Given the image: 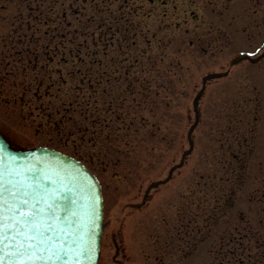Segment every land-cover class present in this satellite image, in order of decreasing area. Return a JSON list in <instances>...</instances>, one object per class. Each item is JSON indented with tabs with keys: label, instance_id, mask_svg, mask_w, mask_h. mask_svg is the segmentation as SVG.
I'll return each mask as SVG.
<instances>
[{
	"label": "rangeland",
	"instance_id": "rangeland-1",
	"mask_svg": "<svg viewBox=\"0 0 264 264\" xmlns=\"http://www.w3.org/2000/svg\"><path fill=\"white\" fill-rule=\"evenodd\" d=\"M97 43L102 45L98 47ZM1 44L0 123L17 134L19 139L12 146L58 149L81 159L100 178L107 227L99 264H119L113 262L111 241L116 232L121 234L120 243L127 253V261L122 264H147L142 256V226L148 211L152 235L174 231V223L178 224L174 219H169L170 223L155 222L161 215L157 203L169 195V186L161 188L144 209L130 208L141 202L145 187L141 185L145 176L142 163L133 162V166L130 157L138 155L142 159L145 120L148 124L156 121L151 112L159 110L160 102L175 112L179 93L182 127L185 125L201 79L210 73L227 71L223 79L207 86L200 103L202 120L194 156L199 190L185 196L188 202L182 200L181 238H210L200 245V250L206 251L220 239L249 241L259 234L264 238L263 51L259 57L230 65L239 53L263 50L264 0H0ZM13 45L15 49L9 51L7 48ZM102 46L107 51L100 56ZM146 49L155 57L149 71L143 64ZM17 50L22 57L31 51V57L35 54L40 64L48 66L52 75L46 81L52 87L48 94L42 89L45 96L34 93L38 82L32 84V78L13 72L20 63ZM51 58L55 60L48 65ZM256 58L257 62L251 61ZM129 65L133 72L142 71L134 76L140 77L138 85L146 87L139 94L135 89L132 96L124 72ZM43 69L28 74L45 75ZM101 74L103 84L96 94V80ZM110 76L116 102L128 113V97L134 110L117 117L108 114L104 105L103 119L112 128L105 122L94 123L99 118L97 98L109 104L105 99L110 96L105 98L104 90L110 91ZM143 76L148 83H141L145 81ZM142 96L146 103L137 104ZM255 111L257 125L256 115H249ZM133 118L134 125L129 129ZM239 139L240 144H235ZM129 170L138 171L137 177H131ZM191 197L197 207L188 205ZM260 210L263 224L258 225ZM172 212L175 209H166L167 214ZM192 214L196 218H189ZM132 226L136 233H132ZM155 240L151 239L149 264H158Z\"/></svg>",
	"mask_w": 264,
	"mask_h": 264
},
{
	"label": "flooded vegetation",
	"instance_id": "flooded-vegetation-1",
	"mask_svg": "<svg viewBox=\"0 0 264 264\" xmlns=\"http://www.w3.org/2000/svg\"><path fill=\"white\" fill-rule=\"evenodd\" d=\"M154 1V0H151ZM4 44H1V47ZM102 43L98 44V47H100ZM65 47V45H63ZM111 46V45H108ZM113 46V45H112ZM264 44H262L263 48ZM9 51L13 47L10 46L7 48ZM101 51L98 53L100 56L104 54V52L107 51V48L105 46H102ZM264 50V48H263ZM18 51V50H17ZM20 51L18 53V60H19V66L13 67V72L20 71L21 73H24L25 76L32 78V84L38 82L37 90L34 92L36 96H45V94H48L49 89L51 88V85H45L44 81L42 79H39L38 74L36 75H30L27 74L28 71L32 69H36V64H31V61H34L35 59H26L22 62L23 58L20 56ZM129 55H132L134 58V55L130 53ZM264 57V51L261 55V58ZM154 56L150 53L149 49L145 50V58L143 60V64L146 66V69L149 71V66L154 65ZM264 59V58H263ZM101 61V60H100ZM113 64H117V60L112 61ZM138 63H142L141 59L137 60ZM98 67H101V64L97 65ZM42 68L44 65L41 66ZM124 72H127V91L129 96L135 95V89H138L137 94H139L140 89H145L146 87H143L141 85H138L140 83L139 76H134L142 74V71H132V69L127 67V69L124 70ZM43 77L46 79L48 75H43ZM138 77V78H137ZM112 76L107 78V84L110 85V91L105 88V92H107V96L105 98H108L110 96V99L108 100L109 104L102 103L103 101L100 99V97L96 100V106L97 108L95 110L99 111V118H97L94 123L96 122L97 125L101 123H107L106 119H103V106L106 105V112L108 114H111V116H117L119 113L125 114V110L122 104H118L116 102L117 96L113 95L114 87L112 84ZM131 78V79H129ZM145 81H141L148 83L145 76H143ZM138 79V81H136ZM102 74L97 76L96 80V91L95 93L98 94V87H102ZM180 87V86H179ZM41 88H45V94H42L40 92ZM149 89H151L150 86H148ZM181 88H179L180 91ZM39 90V91H38ZM23 94H26L27 91L25 89L22 90ZM176 93V92H175ZM179 97L177 99V106L175 107V112L171 110V108L167 107L166 105L163 106V104L160 102L161 107L157 112H151L152 116L156 118V121L148 124V122H144V136H143V156L142 159L138 155H132L130 157L131 164L133 162L137 163L140 162V165L142 163L143 166V173L144 177L141 182V185H145L144 192H146V188L151 184L152 181L155 180H161L166 178L168 173L170 172L171 168L176 166V163L178 164L182 160L183 152L186 150L184 148V134L183 130L185 127L190 128V122H191V112L187 113V121L189 123L185 124L182 127L181 123V101L179 98L181 97V94H177ZM114 98V99H113ZM141 101L137 102V104H144L146 103V98L142 96ZM124 101V98L121 99ZM117 103V104H115ZM125 103H127V110L128 113L131 114L134 112V110L131 107V102L128 100V97L126 98ZM133 103V100H132ZM117 121V118H115L114 121H112V124ZM135 119H131L128 123V128L131 129L134 125ZM96 125V126H97ZM108 127H111V123H107ZM116 130V129H115ZM195 135V132L194 134ZM196 152V147L194 145V149L191 152L190 156H187L184 160V164L180 169H177L172 172L171 178L167 183L164 185L154 189L151 193V195L147 198L146 204L141 208L144 209L149 203H151L157 192L160 191L161 188L165 189V187L169 186L170 193L168 196H162V198L157 203L160 207L161 215L157 218L155 216V222L156 223H170L169 219L176 220V223H174V231L169 232H163L158 233L155 235H152L150 232L151 225L150 220L151 218V212H147L143 217V226H142V236L144 238V246L142 249V256L144 257V260L147 264H149V259L151 258V239L155 238V248L157 249L158 253V264H264V238H260V234L257 238H251V240L248 241L249 238H227L224 239L221 244L218 245V247H212L209 251L206 250H200V245L202 246L205 241L201 240L199 241V238H181V225H182V206L184 207V204H182L183 200V194L185 192V195H192L196 194L199 189V182H198V171H197V162L194 159ZM141 159V160H140ZM130 164V169H131ZM135 166V164H132ZM186 170V172L183 174V172ZM138 171L134 172L133 170H129V175L131 177H137ZM151 173L153 175H151ZM151 177H154L152 180ZM262 195L259 198L260 202L262 200ZM186 202H188V197L184 198ZM192 199V197H191ZM194 205L197 207L196 200L190 201L188 205ZM170 207L175 209V213H166V209ZM135 210V209H133ZM174 213V214H173ZM197 213V212H196ZM173 214V215H171ZM258 225L263 224L262 219V210L258 213ZM177 217V218H176ZM196 218L193 214L190 215V218ZM120 220V218H119ZM191 221V219H189ZM120 223V221H118ZM117 222V223H118ZM137 228V226L135 227ZM132 233H136V230L132 226ZM118 235V236H117ZM117 236V237H116ZM111 241L114 245V252L115 255L113 256V262L119 261V264L124 263L127 258V253L122 247V237L121 234L118 232L112 233ZM248 241V242H247ZM121 242V243H120ZM237 243V245H235ZM245 243V244H244ZM254 249L253 252H251V249ZM135 256L138 255L137 251L134 252ZM134 256V257H135ZM118 257L121 258V260H118ZM131 258V257H129ZM121 262V263H120Z\"/></svg>",
	"mask_w": 264,
	"mask_h": 264
},
{
	"label": "snow or ice",
	"instance_id": "snow-or-ice-1",
	"mask_svg": "<svg viewBox=\"0 0 264 264\" xmlns=\"http://www.w3.org/2000/svg\"><path fill=\"white\" fill-rule=\"evenodd\" d=\"M255 52L238 55L259 57ZM17 134L0 123V264H82L93 258L95 195L66 172L49 173L12 151ZM5 161L13 166H6ZM88 193L94 185H87ZM63 205V206H62Z\"/></svg>",
	"mask_w": 264,
	"mask_h": 264
},
{
	"label": "water",
	"instance_id": "water-1",
	"mask_svg": "<svg viewBox=\"0 0 264 264\" xmlns=\"http://www.w3.org/2000/svg\"><path fill=\"white\" fill-rule=\"evenodd\" d=\"M243 58H245V56H239L232 63L236 64L237 62H240ZM217 76L218 75H210V77ZM12 151L23 157H27L28 153L34 154L37 159L31 161V163H34L36 167L41 168L42 171L49 173L60 172L61 174H64L66 172L67 174L76 177L79 181L82 182L81 186L85 189L86 197L90 195H95L100 198V201L97 203L95 227L90 229L92 233V239L94 241L95 251L91 260L86 262L82 261V264H97L99 259L100 237L102 234L103 217L102 192L101 185L98 179L92 173H90V171L80 162L48 148H35L31 150H17L12 148ZM5 164L6 166H13L8 161H5ZM89 183L94 185L93 193H88L87 191V185Z\"/></svg>",
	"mask_w": 264,
	"mask_h": 264
}]
</instances>
